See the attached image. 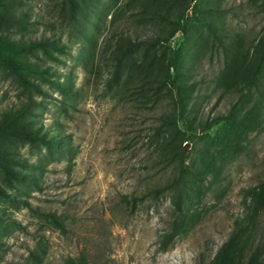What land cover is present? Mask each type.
<instances>
[{"label":"rangeland","instance_id":"374dc122","mask_svg":"<svg viewBox=\"0 0 264 264\" xmlns=\"http://www.w3.org/2000/svg\"><path fill=\"white\" fill-rule=\"evenodd\" d=\"M183 18L184 37L122 57L127 41L166 37ZM263 35L264 0H0V125L66 137L55 148L0 139V152L27 165L14 168L36 179L9 184L0 169V264H216L236 235L234 264L253 255L264 264V74L257 88L239 81ZM42 39L61 46L51 49L57 60L18 46ZM174 49L182 82L194 85L185 117L198 124L235 111L249 129L238 146L207 151L205 130L182 145L205 178L189 182L188 218L171 237L173 191L159 190L180 174L181 142L157 127L182 91L157 81ZM19 61L70 79L74 92L63 96L54 76L27 75L42 92L26 88L11 67Z\"/></svg>","mask_w":264,"mask_h":264},{"label":"trees","instance_id":"16d2710c","mask_svg":"<svg viewBox=\"0 0 264 264\" xmlns=\"http://www.w3.org/2000/svg\"><path fill=\"white\" fill-rule=\"evenodd\" d=\"M193 12H197V7H193ZM184 19V18H183ZM187 22L188 19H184L181 23H178V29L171 32L166 37H157L150 41H138L134 42L132 40L127 41L125 47L122 51V57L127 56L130 52L134 51L141 44H148L151 47L158 46L164 43H169L171 40L177 36L178 32L182 33L184 37L187 32ZM202 23L208 28L209 32L216 35L215 29L211 27L209 21L206 19L202 20ZM176 34V35H175ZM19 48H21L22 53H26L28 50L33 48L41 49L46 56L52 60H57V58L51 52V49L58 50L62 52L61 46L56 44H51L49 40L42 39L38 41H31L27 44L26 41H20ZM11 49L18 48L13 44H10ZM181 54L179 49H174L171 56L163 66V74H160L157 81V90L162 87L170 88V86L177 87L181 92L178 99L174 101L173 110L163 114L160 117V123L157 127V133L167 134L168 136H173L180 139L181 151L179 153V164L180 174L178 178L170 181L166 186L159 190V192H164L166 190H172V204L177 210L178 214L173 223L171 237H174L179 232L182 231L183 227L187 221V211L184 208V201L188 198V186L189 182L203 183L205 175L200 176V170L193 168L190 165H186V156L183 151L182 145L192 140L195 136L199 135L202 130H205L206 138L210 141V146L207 149L209 151L211 148L221 145L238 146L241 138L248 132V125L244 123V120L236 114L235 111H231L229 114L218 115L212 119V121H206L198 123L190 118L185 117V111L187 107V102L189 98V92L194 89L193 84L182 82L181 78L185 75L186 71L180 65ZM122 59L119 60V65H121ZM11 67L16 70L20 81L26 88L35 90L41 93V88L35 82L27 77V75H37L46 80H52L50 76H54L55 79L52 80V85L62 93L63 96L68 97L73 91L72 82L70 79H66L63 82L58 81L57 75L50 72V68L43 67L36 62L32 61H19L11 63ZM264 74V35L261 36L254 46L251 58L248 60L246 67L239 73V81L244 87L252 88L258 86V81L263 77ZM33 105V99H30L26 104L23 103L20 106L17 114V120L25 116L26 111L30 106ZM179 124L183 126V129L179 128ZM28 126V125H27ZM22 125L18 129H6L4 125H0V139L13 138L19 139L31 144L42 143L48 148H55L66 142V137L62 133H52L48 134L46 131L41 133L39 128L35 126ZM214 132V133H212ZM210 133V134H209ZM14 166L27 167L24 163H21L17 157L12 155H5L0 152V169L3 171L4 179L7 183L12 184L14 181L21 182L25 185H33L36 181L30 173H23L20 170H16ZM2 194V189L0 188V195ZM260 203L264 204V186L260 188ZM4 218H0V223H2ZM58 222V221H56ZM59 223V222H58ZM240 236L236 235L230 238V240L224 245L221 253L218 257L216 264H234L235 263V250L238 245ZM258 257L253 255L249 260L248 264H256ZM67 264H76L74 262H68ZM77 264H90L85 256L80 258V262Z\"/></svg>","mask_w":264,"mask_h":264},{"label":"water","instance_id":"95a60500","mask_svg":"<svg viewBox=\"0 0 264 264\" xmlns=\"http://www.w3.org/2000/svg\"><path fill=\"white\" fill-rule=\"evenodd\" d=\"M202 132V131H201ZM188 147H186V149H187Z\"/></svg>","mask_w":264,"mask_h":264}]
</instances>
